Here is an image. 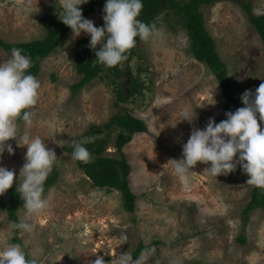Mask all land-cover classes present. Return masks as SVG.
I'll return each mask as SVG.
<instances>
[{
  "label": "rangeland",
  "instance_id": "obj_1",
  "mask_svg": "<svg viewBox=\"0 0 264 264\" xmlns=\"http://www.w3.org/2000/svg\"><path fill=\"white\" fill-rule=\"evenodd\" d=\"M245 3L255 14L264 13V0H215L200 8L227 65L239 108L244 107L242 94L251 90L254 96L264 82V42ZM61 13L58 0H0V37L10 42L40 39L48 29L45 17ZM103 15L102 10L85 18L102 27ZM154 21L162 35L148 42L137 38L132 59L120 66L126 70L129 65L139 80L141 90L134 95L128 74L116 82L114 77H96L72 90L71 85L82 77L74 46L80 38L90 43L84 33L72 40L70 30L42 61L30 135L39 136L55 151L59 177L44 193L50 208L29 221L34 225L31 234L14 229V222L0 207V250L7 243H18L39 264H91L97 255L106 262L116 253L133 256L143 243L145 249L153 250L148 264H264V210H253L246 224L243 220L242 210L253 189L246 184L249 176L236 169L213 177L205 171L210 163L198 162L188 179L181 180L168 163L183 158L182 146L193 127L205 128L209 118L216 123L223 120L224 93L207 63L193 55L181 19L169 11ZM10 54L0 47V63ZM120 84L128 95L126 101L118 98ZM184 110L196 115L192 124L181 120ZM123 112L148 126L124 147L131 165L129 183L137 196L134 212L124 208L120 190L95 186L72 159L73 151L65 149L95 128L99 131L94 138L108 139L103 154L119 157L118 131L105 125ZM19 123L23 131V122ZM6 143L14 154L5 151L0 167L15 170L13 185L17 186L27 148L17 146L16 140ZM10 189L4 194L7 201ZM18 216L19 222L24 219L23 205Z\"/></svg>",
  "mask_w": 264,
  "mask_h": 264
},
{
  "label": "clouds",
  "instance_id": "obj_2",
  "mask_svg": "<svg viewBox=\"0 0 264 264\" xmlns=\"http://www.w3.org/2000/svg\"><path fill=\"white\" fill-rule=\"evenodd\" d=\"M58 2L62 13L57 15L72 30V40L81 33L90 36L89 47L95 53L96 62L107 68L122 66L128 60L130 50L136 46L137 38L148 42L162 35L155 23L148 24L138 19L143 8L142 0H106L102 27H96L92 20L83 17L80 6L89 0ZM31 66V58L22 54L19 48H13L10 57L0 63V157L5 151L9 155L14 154L12 145L6 143L10 140H16L17 146L27 148L16 188L24 202V219L12 225L14 229L27 234L34 231L30 219L44 213L51 206L50 198L44 194V185L58 161L55 151L47 147L45 140L30 135L36 115L34 108L41 88L39 79L28 73ZM241 100L244 107L235 112H226L225 120L216 123L214 118H209L205 128H192L189 139L182 146L183 158L168 162L172 164L178 178L188 179L193 172L191 169L198 162L210 163L205 171L213 177L227 176L240 166L249 176L246 184L264 191V130L261 129V122H264V82L255 89L254 96L251 90H246ZM195 118L196 115L189 110L181 113V120L189 124ZM20 121L24 125L23 131ZM90 142L87 137L73 141L72 159L84 164L91 163L92 154L85 147ZM14 179V169L0 167V196L12 188ZM152 251L145 249L135 259L130 252L116 253L109 262L97 255L91 264H148ZM0 264L39 262L21 244L7 243L0 250Z\"/></svg>",
  "mask_w": 264,
  "mask_h": 264
},
{
  "label": "trees",
  "instance_id": "obj_3",
  "mask_svg": "<svg viewBox=\"0 0 264 264\" xmlns=\"http://www.w3.org/2000/svg\"><path fill=\"white\" fill-rule=\"evenodd\" d=\"M215 0H142L143 8L138 19L143 20L145 23L152 24L153 20L162 14H169V11L174 12L178 18L181 19L180 25L185 27L190 39V48L196 59L207 63L210 70L215 74L218 79V83L223 91L224 105L222 110L223 120L227 117L226 112H235L238 109V105L235 99V93L233 84L228 76V68L226 63L221 59V56L217 50L216 41L206 27L205 17L202 12V4H210ZM106 0H89L87 4L81 5L83 17L94 12H100L103 10ZM244 9L248 14V17L256 30L260 34L264 42V13L255 14L252 11L250 3L244 4ZM47 32L40 39H33L30 41L10 42L0 37V47L6 51H11L13 48L22 49V54L27 55L32 60V66L28 70L29 74L37 76L41 70L42 61L51 53L55 51L61 44L64 37L71 30L64 25L59 19L58 15H47ZM154 21V22H155ZM89 41L85 38H80L75 44V59L78 72L82 75L81 79L72 84L73 91H77L86 86L91 80L96 77L111 78L114 77L113 82L117 81V78L128 74L129 82H131L129 89L132 92L131 95L136 94L138 90H141L139 80L136 76L132 75L131 67L126 66V70L120 69V66L113 68H107L96 62L95 53L89 47ZM99 46L97 47V50ZM134 48L130 50L128 54V60L132 59L134 55ZM113 73V75H110ZM123 84L119 85L118 98L121 101H126L128 95L126 94ZM106 128H116L117 135L115 139V145L119 151V157H110L104 155L108 139L102 137H95L93 133H98L97 129L91 128L89 133L81 136L76 141H80L87 137L90 139V143L85 147L91 152L93 161L89 164H84L77 161L78 166L83 169L84 173L92 180L93 184L97 187L117 189L122 192L124 208L129 212H134L136 208V194L132 191L129 183V175L131 172V165L124 152V147L129 144L137 133L146 132L148 126L146 122L132 115L129 112L118 113L110 122L105 125ZM68 151H74L73 145L65 146ZM237 170H241L240 166H237ZM59 171L56 166L49 174L45 182V193L49 188L55 184L58 180ZM17 186L13 185L10 189L9 201L5 196H0V207L5 209L9 218L14 223H19V210L23 205V200L20 198L16 190ZM262 208L264 210V191L254 187L251 192L250 200L242 210L244 224L249 220V214L255 210ZM15 241L21 243L18 238H14ZM241 241H245L241 238ZM145 249L143 243L139 244V247L134 251V259L139 257L141 252Z\"/></svg>",
  "mask_w": 264,
  "mask_h": 264
}]
</instances>
